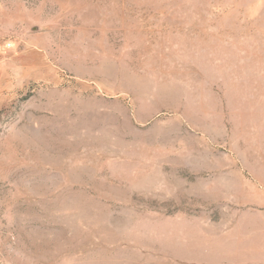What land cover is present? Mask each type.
Here are the masks:
<instances>
[{
    "label": "rangeland",
    "instance_id": "374dc122",
    "mask_svg": "<svg viewBox=\"0 0 264 264\" xmlns=\"http://www.w3.org/2000/svg\"><path fill=\"white\" fill-rule=\"evenodd\" d=\"M0 264H264V0H0Z\"/></svg>",
    "mask_w": 264,
    "mask_h": 264
}]
</instances>
